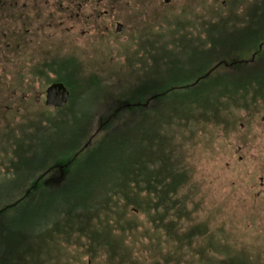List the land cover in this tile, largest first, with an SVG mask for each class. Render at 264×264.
<instances>
[{"label": "rangeland", "instance_id": "rangeland-1", "mask_svg": "<svg viewBox=\"0 0 264 264\" xmlns=\"http://www.w3.org/2000/svg\"><path fill=\"white\" fill-rule=\"evenodd\" d=\"M99 1H82L83 6L73 12L74 20L61 15L64 19L55 31V48L45 47L37 56L8 46L11 40L14 45L21 40L16 33L19 24L12 23L11 32L7 22L0 25V207L17 198L15 194L24 189L22 182L28 174L20 165L22 171L15 180H4L10 179L8 175L14 170L16 142L23 143L20 156L26 148L30 150L31 159L21 161L26 166L52 164L71 146L73 133L78 131L79 139L90 121L97 125L99 113L110 114V97L120 92L118 88L140 90L147 85L154 89L192 78L214 57L198 55L201 48L208 51L218 39L233 40L239 29L264 22V0H101V5ZM109 1L122 2L112 6ZM118 23L125 27L121 32L117 31ZM12 32L15 36L9 39ZM190 50L199 52L193 55ZM69 57L75 84L71 89L73 106L62 112L45 104L49 80L57 74L49 69L42 77L36 73ZM263 70L264 59L250 71L260 76ZM261 88L253 89L258 95L253 100L229 101L230 106H224L228 109L220 116L195 113L172 126L175 132L170 146L178 157L177 164L186 172L176 199L186 206L182 209L177 205L168 213L128 211L117 217L115 221L121 225L132 222L137 226L125 232L115 230L114 234L129 246L132 259L136 258L137 263L129 258L128 264H264ZM101 97L104 102H99ZM51 125L55 129L50 130ZM25 217L11 214L8 221H23ZM27 227L21 224L16 229ZM4 235L2 243L11 241L9 231ZM67 239L58 237L55 255L61 257L60 263L108 264L102 251L94 256L84 253V237Z\"/></svg>", "mask_w": 264, "mask_h": 264}, {"label": "trees", "instance_id": "trees-1", "mask_svg": "<svg viewBox=\"0 0 264 264\" xmlns=\"http://www.w3.org/2000/svg\"><path fill=\"white\" fill-rule=\"evenodd\" d=\"M237 32L233 40L221 38L210 50L201 48L198 55L214 57L192 78L154 89L147 85L140 90L118 88L120 92L110 97V114L99 113L97 125L90 121L79 139L78 131L73 133L71 146L52 164L26 166L21 161L31 159L30 150L26 148L25 155L20 156L23 143L16 142L14 170L8 175L10 179L4 180H15L21 174L20 165L28 174L22 182L24 189L15 194L17 198L0 207V264H64L55 255L59 236L84 237V253L94 256L102 251L108 264H128L129 258L137 263L129 246L114 235L115 230L125 232L137 226L132 222L121 225L115 219L128 211L168 213L177 205L182 209L186 206L176 199L186 172L177 164L178 157L170 146L175 132L172 126L195 113L220 116L228 109L224 106H230L229 101L253 100L258 97L253 91L264 89V70L260 76L250 71L264 59V22ZM190 51L193 55L199 52ZM44 67L37 71L38 76L46 75L49 69L57 74L49 83L62 81L74 89L70 57ZM254 82L258 87L252 85ZM72 100L71 93L69 105L60 111H69ZM11 214L26 217L10 223ZM21 224L30 227L19 231L16 227ZM7 231L11 241L2 243Z\"/></svg>", "mask_w": 264, "mask_h": 264}, {"label": "flooded vegetation", "instance_id": "flooded-vegetation-1", "mask_svg": "<svg viewBox=\"0 0 264 264\" xmlns=\"http://www.w3.org/2000/svg\"><path fill=\"white\" fill-rule=\"evenodd\" d=\"M82 1L84 0H0V25L7 22L10 32L12 31V23L20 25V30H17L16 33L19 32L21 40L17 43L18 45H14L12 43L13 40H11L8 46L12 47L13 50L20 51L21 54H26L29 51L35 56L41 52L43 53L45 47L55 48L58 38H56L55 31L59 26V20L64 19L63 16L62 18L60 16L66 14L68 20H74L73 12L77 7L83 6L84 3ZM65 2L66 5L64 4ZM121 2L109 1L108 4L116 6ZM98 3L101 5L103 1L100 0ZM39 19L40 21H38ZM117 25V31L121 32L125 29L123 24L118 23ZM106 29L109 30L110 27L106 26ZM14 34L12 32L9 39L14 38ZM0 35H2L1 26ZM7 50L5 48L8 54H12L11 49ZM5 60L10 61V58Z\"/></svg>", "mask_w": 264, "mask_h": 264}, {"label": "water", "instance_id": "water-1", "mask_svg": "<svg viewBox=\"0 0 264 264\" xmlns=\"http://www.w3.org/2000/svg\"><path fill=\"white\" fill-rule=\"evenodd\" d=\"M71 92L62 81H55L46 88L45 103L48 106L64 107L68 104Z\"/></svg>", "mask_w": 264, "mask_h": 264}]
</instances>
